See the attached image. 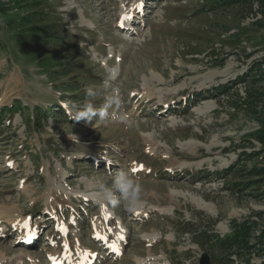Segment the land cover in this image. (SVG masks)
Wrapping results in <instances>:
<instances>
[{
	"label": "rangeland",
	"instance_id": "rangeland-1",
	"mask_svg": "<svg viewBox=\"0 0 264 264\" xmlns=\"http://www.w3.org/2000/svg\"><path fill=\"white\" fill-rule=\"evenodd\" d=\"M205 2L40 0L29 30L36 4L0 0V108H21L0 127V264H215L204 232L259 234L264 6Z\"/></svg>",
	"mask_w": 264,
	"mask_h": 264
},
{
	"label": "trees",
	"instance_id": "trees-1",
	"mask_svg": "<svg viewBox=\"0 0 264 264\" xmlns=\"http://www.w3.org/2000/svg\"><path fill=\"white\" fill-rule=\"evenodd\" d=\"M19 2V0H15ZM32 2L31 6L33 10H28V14L23 17L24 25H26L27 29L29 30H37L39 28L40 22V14L41 10L39 6L40 0H29ZM254 3H258L261 6H264V0H206L205 4L203 5L204 10H216L226 8L232 5H253ZM54 35H57L55 33ZM59 36V35H57ZM52 40V39H51ZM44 43L36 42V49L37 51L41 52L44 51V48L49 47L48 42L45 40ZM70 51V50H68ZM39 57V55H38ZM41 57V56H40ZM67 68L66 66L60 67V65H56L53 68V73L61 75H68L67 73H62L61 70ZM75 85V84H74ZM69 91H73L74 87L68 89ZM19 108L18 103H14L12 105L5 106L0 108V127L2 125V121L4 120V116L8 114L9 116L13 115L15 111ZM46 112L44 109H38L37 114L44 115ZM11 118V117H10ZM254 136L264 145V119L261 121V127L255 131ZM233 231L231 234L227 235H220L219 233L208 234L207 232L203 233V242H211L212 244L216 245L218 250L221 252V255L215 257L214 262L215 264H233L235 259L234 255L236 256V260H239L241 264H253L251 262V254L252 252L255 254H259V256H264V226L260 229L259 234H255V221L251 220L250 218L245 219L243 221L234 220L232 223ZM190 229H187L189 231ZM261 264H264L262 262Z\"/></svg>",
	"mask_w": 264,
	"mask_h": 264
},
{
	"label": "bare ground",
	"instance_id": "bare-ground-1",
	"mask_svg": "<svg viewBox=\"0 0 264 264\" xmlns=\"http://www.w3.org/2000/svg\"><path fill=\"white\" fill-rule=\"evenodd\" d=\"M186 74H188V72L186 73ZM197 203V206L198 207H200V208H206L205 207V204H204V202L201 200V201H197L196 202ZM6 211H7V209H6ZM3 213V211H0V214H2ZM11 223H13V224H15V223H17V224H19V216L17 215H15V217L14 218H12L11 219ZM117 251H121V247H119V249L117 250ZM152 254V253H151ZM152 256V255H151ZM153 257V256H152ZM2 259H4V255H3V253L2 252H0V262H1V260ZM148 259V258H147ZM140 261V260H139ZM143 261L144 260H142V264H143ZM145 263V262H144Z\"/></svg>",
	"mask_w": 264,
	"mask_h": 264
},
{
	"label": "water",
	"instance_id": "water-1",
	"mask_svg": "<svg viewBox=\"0 0 264 264\" xmlns=\"http://www.w3.org/2000/svg\"><path fill=\"white\" fill-rule=\"evenodd\" d=\"M200 264H211V257L209 253L203 252L201 258H200Z\"/></svg>",
	"mask_w": 264,
	"mask_h": 264
},
{
	"label": "snow or ice",
	"instance_id": "snow-or-ice-1",
	"mask_svg": "<svg viewBox=\"0 0 264 264\" xmlns=\"http://www.w3.org/2000/svg\"><path fill=\"white\" fill-rule=\"evenodd\" d=\"M61 231H66V229H64V228H61ZM97 239H105L103 236H101V235H97ZM65 247L67 248V245H65Z\"/></svg>",
	"mask_w": 264,
	"mask_h": 264
},
{
	"label": "clouds",
	"instance_id": "clouds-1",
	"mask_svg": "<svg viewBox=\"0 0 264 264\" xmlns=\"http://www.w3.org/2000/svg\"><path fill=\"white\" fill-rule=\"evenodd\" d=\"M142 206H143V204H142V203L137 205V207H142Z\"/></svg>",
	"mask_w": 264,
	"mask_h": 264
}]
</instances>
